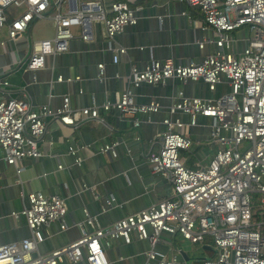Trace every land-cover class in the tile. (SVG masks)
<instances>
[{"label":"built area","instance_id":"built-area-1","mask_svg":"<svg viewBox=\"0 0 264 264\" xmlns=\"http://www.w3.org/2000/svg\"><path fill=\"white\" fill-rule=\"evenodd\" d=\"M183 1L200 12L204 28L214 33L212 54L198 63L182 65L166 58L151 60L141 70L132 66L129 87L114 103L99 107L75 111L68 97L62 98L55 111L46 105L34 110L18 99L0 100V147L4 161L13 167L25 158L41 157L39 145L46 117L76 127L97 119L100 110L114 109L120 118L138 127V115L157 112L159 104H137L131 87L176 79L182 83L200 81L211 92L217 86L228 88V92L212 99L188 97L178 90L168 107L171 115H187L190 126L196 125L199 116L210 119L209 142L215 150L209 163L186 166L179 158V151H188L192 145L183 131L185 125L178 119H164L166 131L158 136V149L148 153L146 161L153 175L170 183L167 198L111 225L96 227L91 233L85 227L94 226V221L84 210L78 239L49 253L34 255L45 239L43 228L51 223H58L60 230L67 227V208L62 197L30 193L28 206L13 213L15 218L25 219L30 235L1 245L0 264H107L103 246L108 242L102 244L103 239H121L125 244L132 239L146 241L149 249L144 264H177L174 257L167 258L156 250L161 233L178 235L195 245H203L209 238L214 255L199 264H264V0ZM63 2L69 5V0H0V28L7 26L9 40L23 35L34 20L49 17L55 24L52 39L31 44L23 61L26 70L42 68L46 56L67 51L68 42L76 36L90 41L93 22L101 23L105 38L111 40L137 20L136 9L121 1L105 5L103 0H74V9L47 14ZM243 26L248 27V36L240 49V40L233 32ZM124 51L114 49L112 62L117 63L118 54ZM97 69L101 80L103 65H97ZM57 81L63 79L58 77ZM69 151L75 153L71 148ZM101 151L116 155L114 144L103 146ZM80 161L76 159L75 163L79 165ZM108 204L112 206L113 200Z\"/></svg>","mask_w":264,"mask_h":264},{"label":"crops","instance_id":"crops-1","mask_svg":"<svg viewBox=\"0 0 264 264\" xmlns=\"http://www.w3.org/2000/svg\"><path fill=\"white\" fill-rule=\"evenodd\" d=\"M110 1L125 2L136 9V23L126 25L108 40L102 24L93 22L90 41L74 37L68 42L67 51L46 56L44 66L36 71L26 70L23 61L32 43L53 38V20L49 17L34 20L14 41L7 38V26L1 27L0 100L18 99L34 110L46 105L55 111L61 106L62 98L68 97L70 108L75 111L99 107L106 102L114 103L129 87L132 66L141 70L151 60L166 58L182 65L198 63L215 50L214 33L204 28L200 12L188 7L183 0H103L105 5ZM70 8L74 9V0H69L68 6L63 2L58 9L51 8L47 14ZM200 43H203L201 48ZM239 43L241 49V40ZM118 48L125 51L119 53L117 63H113L114 49ZM99 64L103 65L101 80ZM58 77L63 81L58 82ZM68 78L72 81L66 82ZM3 81L8 84L3 85ZM178 90L185 96L202 99L228 92L224 86H217L211 92L200 81L182 83L168 79L158 85L141 84L131 87L134 101L137 104L155 101L159 109L138 115V127H133L129 119L120 118L114 109L100 110L97 119L76 127L46 117L39 145L41 157L25 158L13 167L4 161L0 147V246L29 237L25 219L15 218L13 213L28 206L30 193L62 197L67 208V227L60 230L58 223H51L43 228L45 239L34 255L49 253L78 239L84 210L94 221V226L85 227L91 233L96 227L111 225L167 198L171 193L170 183L153 175L146 161V155L158 149V136L166 131L163 120L178 119L185 125L183 131L192 141L186 151L192 158L182 156L186 166L194 167L209 160L215 150L209 142L210 119L199 116L196 125L190 126L187 115L169 113L168 107ZM112 144L115 156L101 151L103 146ZM70 148L74 154L70 153ZM76 159L81 160L79 165ZM110 199L112 206L108 204ZM103 242H108V246H103L107 264H144L149 249L146 241L132 239L125 244L121 239H103ZM156 250L167 258L174 257L177 264H199L200 260L214 255L209 243L195 245L167 233H161Z\"/></svg>","mask_w":264,"mask_h":264},{"label":"rangeland","instance_id":"rangeland-1","mask_svg":"<svg viewBox=\"0 0 264 264\" xmlns=\"http://www.w3.org/2000/svg\"><path fill=\"white\" fill-rule=\"evenodd\" d=\"M233 35H234L235 39H237V40H241V42H242V48H244V40H245V39L247 38V36H248V27H247V26L240 27L238 30H236V31L233 32ZM227 90H228V88H227ZM213 153H214V152H213ZM212 155H213V154H212ZM212 155L210 156L209 160L203 162L202 164H203V165H207V164L209 163L210 159L212 158ZM182 156L192 158V156L189 155L186 151H179V158H180L181 161H183ZM185 162H186V161H185ZM183 163H184V161H183ZM184 164H185V163H184ZM185 165H186V164H185ZM206 241H207V243H209L210 245H213V244H212V241H211L209 238H206Z\"/></svg>","mask_w":264,"mask_h":264}]
</instances>
